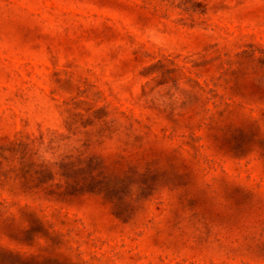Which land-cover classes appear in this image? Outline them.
<instances>
[{
    "label": "rangeland",
    "instance_id": "374dc122",
    "mask_svg": "<svg viewBox=\"0 0 264 264\" xmlns=\"http://www.w3.org/2000/svg\"><path fill=\"white\" fill-rule=\"evenodd\" d=\"M0 264H264V0H0Z\"/></svg>",
    "mask_w": 264,
    "mask_h": 264
}]
</instances>
